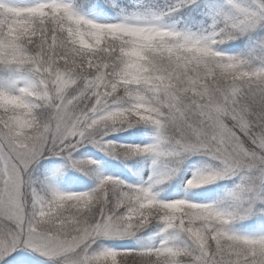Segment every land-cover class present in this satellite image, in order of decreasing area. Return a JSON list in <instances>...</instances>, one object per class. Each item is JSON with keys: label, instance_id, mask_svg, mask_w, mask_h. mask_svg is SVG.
I'll return each mask as SVG.
<instances>
[{"label": "snow or ice", "instance_id": "snow-or-ice-1", "mask_svg": "<svg viewBox=\"0 0 264 264\" xmlns=\"http://www.w3.org/2000/svg\"><path fill=\"white\" fill-rule=\"evenodd\" d=\"M195 3L176 0L170 12ZM166 15L96 23L62 0L24 7L0 0L4 264L21 247L55 264H264V235L231 228L264 215V37L243 55L217 50L264 29V0H225L200 35L165 27ZM140 124L154 130L153 143L104 140ZM85 144L115 157L151 156L162 170L147 186L106 176L91 192L38 194L30 179L36 162L62 156L82 168L71 157ZM190 156L210 166L192 174L188 189L239 177L228 209L156 198L153 189ZM153 224L162 226L154 247L93 249Z\"/></svg>", "mask_w": 264, "mask_h": 264}, {"label": "trees", "instance_id": "trees-1", "mask_svg": "<svg viewBox=\"0 0 264 264\" xmlns=\"http://www.w3.org/2000/svg\"><path fill=\"white\" fill-rule=\"evenodd\" d=\"M80 1L83 3H89L93 0ZM94 1L97 3L99 2V0ZM237 2L243 6H246L250 3V0H237ZM224 3L225 0H196L195 4L183 7L179 11H176L174 18L176 17V20L181 21L183 26L182 30L185 29L188 32L200 31L204 28H207L211 24V19L214 12L223 6ZM261 37H264V29H258L250 35H246L220 45L219 49L226 55H243L251 51L255 47V44L261 39ZM257 51L259 54L260 50ZM0 77H7V74L0 73ZM154 135L155 132L150 126L140 124L131 128H119L117 131L110 132L104 137V140L108 142L111 138H114L123 142L133 141L136 143H142L153 140ZM79 159L95 162L97 167L101 169L102 173L116 176L115 178L120 179L125 183L137 182L140 180V176H138V170H141L143 167V162L140 158H136L133 161L128 162L120 159L119 157L107 154L106 152L101 151L91 144H85L82 147H79L72 154L71 160ZM205 165H209V162L205 157L190 156L179 166L175 174L161 185L165 186L169 183H174L173 187L176 188L182 181L181 177L184 171L188 169V166H194V168L197 167L202 169V167ZM58 166H60L63 170L61 178L58 180L59 188H70L71 190L76 191H86L88 187L86 188L84 185L90 181L89 177L83 170L74 167L72 163L64 159L62 156L47 155L42 157L33 166V170H35L34 175H37L41 169L48 171ZM161 168L162 165L160 164H152L151 171H154L156 174ZM237 183H239V177H226L203 188L187 191L186 195H189L192 198H196L197 196L201 199H211L216 204L228 209L230 207V201H228L226 197L228 193H230L235 188ZM261 207V205H257L258 209ZM154 226L156 225H150L146 229L138 232L133 237L123 239H109V241H107V239L97 241L93 247H95V245L107 244L108 246H111L110 250L115 251L140 250L142 248L153 247L152 235ZM234 226L239 231L253 232L263 230L264 215H251L247 219L236 221ZM178 243H182V241H178ZM17 257L21 258V264H55V262H46V259L36 255L31 257H28L27 255H14L9 260L14 261Z\"/></svg>", "mask_w": 264, "mask_h": 264}, {"label": "rangeland", "instance_id": "rangeland-1", "mask_svg": "<svg viewBox=\"0 0 264 264\" xmlns=\"http://www.w3.org/2000/svg\"><path fill=\"white\" fill-rule=\"evenodd\" d=\"M9 2L14 6L24 7V6H31L36 3L47 2V0H9ZM62 2L71 4L73 6V9L78 14L96 23H116V22H120L126 17H129V18L146 17V16L150 17L152 15L159 16L162 13L169 12V15L164 16L163 19L160 21V23H162L165 27L172 29V30L200 35V34H206L207 31L209 30V26L212 24V19H211V24L207 28H204L203 30L196 31V32L195 31L188 32L185 29L182 30L183 26L181 24V21L176 20V17L174 18L176 11L170 12V9L176 4V0H99L98 3L94 0L89 3H83L80 0H62ZM217 50L221 52L219 47ZM222 53L225 54L224 52ZM5 82H6V77H0V84H4ZM109 141L116 145H123L127 147V146H144L147 144H151L154 142V139L149 140L147 142H142V143H136L133 141L123 142L121 140H117L114 138H111ZM119 158L125 161H128V162H131L136 158H140L141 161L143 162V167L141 168V170H138V176H140V180H138L137 182H128L127 184L147 186V184L150 182V177H153L155 175V172L151 171L152 164H154L153 163L154 158L151 156L146 155V156H135V157H129V158H124V157H119ZM72 161L84 162V166L80 169L83 170L90 179V181L84 185L86 186V188L88 187L87 188L88 190L86 189V191L84 190L76 191V190H71L70 188L69 189H57L56 183L61 178V175L63 173V170H61L59 167L52 169V170H48V171L46 170L44 171L43 169H41L37 175H34L35 170H33L32 168L30 172V179L33 183V187L37 190L38 194L43 196V195H47L48 193L52 191L61 192V193L91 192L96 187V185L98 184L101 178L106 177V176L113 177V178L116 177V176H112L107 173L105 174L102 173L101 169L98 168L95 162L93 161H92L93 163L91 164L88 163L89 160L79 159V160H72ZM208 166L209 165H205L204 167H202V169ZM187 168L188 169L184 171L181 177L182 181L176 188L173 187L174 183L173 184L169 183L168 185H165V186L161 184L157 185L153 189V193L156 196V198L163 202H168V201L175 200V199H183L191 203L216 204L211 199H201V198H198L197 196L196 198H192L189 195H186L187 191L193 190V189H188L186 187L187 180L191 178L194 172L201 170L200 168H197V167L194 168V166H188ZM161 170L162 168L159 171ZM205 186H208V185H205ZM203 187H200V188H203ZM235 223L231 225V228L238 235H245V236L264 235V229L259 230V231H253V232L239 231L235 228L234 226ZM153 225H156L153 227V235H152V242H153V247H154L158 245L160 242V239H161L160 229L162 226L158 225L157 227V224H153ZM107 241H109V239H107ZM93 249L94 250L111 249V246H108L107 244L95 245ZM14 255H17V256L27 255L28 257L36 255L41 258L46 259V262H52V263L54 262L52 260H49L39 255L38 253L34 251L29 250L28 248L21 247V248H18L16 252L12 253L10 257L7 258L8 264H21L22 263L21 258H18V257L14 261L9 260ZM0 264H4V260H0Z\"/></svg>", "mask_w": 264, "mask_h": 264}]
</instances>
